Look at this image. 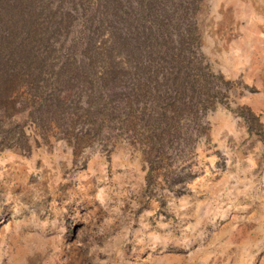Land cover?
Returning <instances> with one entry per match:
<instances>
[{
    "label": "rangeland",
    "instance_id": "1",
    "mask_svg": "<svg viewBox=\"0 0 264 264\" xmlns=\"http://www.w3.org/2000/svg\"><path fill=\"white\" fill-rule=\"evenodd\" d=\"M34 1L0 0V264H264V0Z\"/></svg>",
    "mask_w": 264,
    "mask_h": 264
},
{
    "label": "trees",
    "instance_id": "2",
    "mask_svg": "<svg viewBox=\"0 0 264 264\" xmlns=\"http://www.w3.org/2000/svg\"><path fill=\"white\" fill-rule=\"evenodd\" d=\"M34 3H37V0H35ZM34 12H33L31 20L26 22V24H25V26L28 28L27 29V37L28 38H32V42H35V37H38V35H39V32L37 31V28H38V25L41 22V18H42V14H43V12H41V11H39L38 14H36ZM39 20H40V22L38 23ZM27 42L29 43V41H27ZM34 55L35 54H32V55H30L28 57L29 61L34 60ZM48 61H51V59H49ZM46 62L47 61L44 59V60L40 61L39 63H37V68H38V74L39 75H42V69L45 68L46 65H47ZM24 65L27 66V68H29V69L32 68L31 67L32 63H26ZM84 69H85L86 74H93L92 70H94V69H92V67L87 66V67H84ZM6 71H8V70H6Z\"/></svg>",
    "mask_w": 264,
    "mask_h": 264
}]
</instances>
